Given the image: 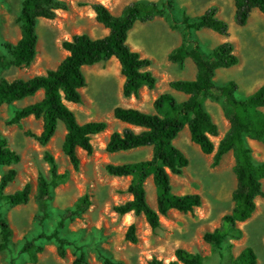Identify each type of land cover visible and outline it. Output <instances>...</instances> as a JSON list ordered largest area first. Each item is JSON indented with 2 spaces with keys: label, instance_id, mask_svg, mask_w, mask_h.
<instances>
[{
  "label": "rangeland",
  "instance_id": "obj_1",
  "mask_svg": "<svg viewBox=\"0 0 264 264\" xmlns=\"http://www.w3.org/2000/svg\"><path fill=\"white\" fill-rule=\"evenodd\" d=\"M24 0H0V52L8 59L9 53L3 49L6 43L16 44L21 38L19 22ZM68 11H59L54 20L41 19L38 22V54L33 64L27 68L11 66L0 68V80H28L45 75L56 69L68 56L63 42L73 36L87 34L93 39H101L109 30L96 20L92 9L95 3L105 5L114 15L120 16L124 8L134 2L163 0H64ZM175 15L178 20L186 14L190 17L203 15L208 9L216 7L218 18L229 24L228 36H222L212 30L203 29L195 33L201 49L208 54L224 42H232L239 64L229 69H219L215 82L224 86L233 81L238 85L236 97L246 98L264 85V13L254 9L246 26L236 22L234 0H174ZM182 28H171L166 18L158 17L152 21L138 22L130 31L128 45L143 58L152 61L150 70L157 77L154 90L147 87L140 91L138 98H125L123 86L125 77L116 58L84 68L87 85L81 90L80 104L67 103L75 113L80 124L88 122L108 123V129L93 137L94 153L88 155L79 150L81 166L75 171L69 158L63 153L62 145L66 128L59 122L55 137L48 146L42 147L27 132L39 134L43 123L33 117L24 119L19 125H10L15 111L43 98V92L25 101L11 106H0V134L6 137L9 148L20 156V162L10 167H0L1 176L9 169H16L15 181L5 190L13 194L30 184L32 193L25 205L10 206L0 200V214L13 230L12 249L0 251V264H74L81 254L90 264H103V254L121 264H150L153 258L169 264L175 260L177 249L200 254L206 264H233L234 260L247 247L257 254L258 264H264V198L256 200L257 208L250 220L239 223L243 231L240 240H230L222 251H214L204 241L207 232H213L221 224L222 218L230 214L234 207L232 194L237 185L234 173L235 160L230 152L218 166H214L215 153L207 155L192 142L188 127L174 140V145L189 160V165L180 176L171 175L172 192L178 196L200 195L202 206L190 213L172 210L167 216H161V226L153 230L145 217L130 214V218L119 216L115 207L132 199L127 193L129 177H114L107 173L108 164H124L146 161L152 158V148L143 147L133 151L111 154L106 150L111 134L122 132L129 127L114 118L116 107L134 108L154 114V102L164 93H171L179 102L188 96L171 89L170 83L176 80H194L197 68L192 59L183 65L169 61V54L182 43ZM206 110L219 128V136L212 137L217 149L220 140L230 128L222 105L219 101L204 100ZM264 111V109H263ZM139 132L141 129L133 127ZM256 162H264V144L248 141ZM49 151L58 163L60 173L69 171V181L54 190L50 202V217L43 225L36 220L39 207L36 202L38 179L41 174L48 175L50 166L45 160ZM147 198L150 206L157 210V194L153 178L146 182ZM264 189V181H263ZM88 195L92 202L82 216L70 221L61 230V236L74 244L67 247L66 257L61 258L57 245L53 241L42 240L38 244L44 252L38 255V261L32 263L26 254H20L23 245L40 233H51L56 228L59 216L73 207L77 200ZM137 228L139 242L132 244L126 240L129 227Z\"/></svg>",
  "mask_w": 264,
  "mask_h": 264
},
{
  "label": "trees",
  "instance_id": "obj_2",
  "mask_svg": "<svg viewBox=\"0 0 264 264\" xmlns=\"http://www.w3.org/2000/svg\"><path fill=\"white\" fill-rule=\"evenodd\" d=\"M234 2L236 22L239 26L247 25L254 9L264 13V0ZM92 9L97 22L109 30L107 36L93 39L87 34L75 35L72 40L63 42V49L68 56L56 69L28 80H0V106H11L43 92L41 100L17 109L9 124L19 125L22 120L30 117L41 120L42 131L39 134L27 132V135L42 147H46L55 137L59 122H62L66 128L62 151L69 158L74 170L78 171L81 166L78 151L92 155L95 150L93 137L108 129V123L105 121L80 124L75 113L67 105L82 102L81 90L87 85L84 68L116 58L125 77V98H138L140 91L145 87L154 90L158 80L150 70L152 61L130 48L128 36L138 22L146 23L158 17L166 18L171 28H182L183 37L181 45L169 54L168 59L179 65H183L188 58L192 59L197 68L196 78L171 82L172 90L185 94L188 98L179 102L171 93L161 94L154 102V114L134 108L114 109V118L129 127L122 132H113L106 150L114 154L143 147L152 148V158L149 160L106 166V171L111 176L131 178L127 193L132 199L116 206L115 212L119 216L131 213L135 216L143 215L149 226L155 230L161 226L160 217L167 216L170 211L186 214L202 206L200 195L178 196L172 192L171 175H182L189 165L188 158L174 145V140L188 127L192 142L197 144L204 154L215 153L214 166H218L230 152L235 160L237 185L232 194V212L222 218L218 228L204 235V241L211 245L214 251H222L230 240L242 238L243 231L238 224L250 220L257 208V198H264V162L254 160L252 148L248 143L252 140L264 144V85L252 95L238 99V85L235 82L231 81L224 86L215 82L219 69H229L239 64L232 42H224L206 54L195 36L196 32L203 29L212 30L222 36L229 35V24L218 18L216 7L196 17L184 14L180 20L175 15L174 0L134 2L126 6L120 16L114 15L101 3L93 4ZM68 10L69 5L64 0H24L19 17L21 38L16 44L6 43L2 46L9 53L10 59L0 52V68L31 66L38 54L39 20H54L59 11ZM207 98L221 103L224 116L230 124L217 149L212 137L219 136V128L205 108L204 100ZM131 127L141 130L136 132ZM45 160L50 166L49 174L39 176L36 196L39 207L36 220L40 225L50 217L49 207L54 190L67 183L71 177L69 171L59 172L58 163L49 151L45 153ZM19 162L20 156L9 148L6 137L0 134V167H10ZM16 176L17 170L9 169L0 179V200L14 207L27 204L32 193L31 185L27 184L13 194H5V190L15 181ZM150 177L156 187L157 210L150 206L147 198L145 186ZM91 205L88 195L80 197L73 207L59 216L54 231L42 232L26 242L20 249V254L28 255L30 261L36 263L38 255L44 252V247L38 242L47 240L55 242L58 255L65 258L67 247L74 243L62 237L61 230L68 222L86 213ZM12 237L10 224L0 214V251L12 249ZM126 240L132 244L139 242L134 224L129 227ZM100 257L103 264H121L103 254ZM74 264L90 263L81 254ZM150 264L164 262L153 258ZM169 264H206V261L200 254L179 248L175 252V260ZM233 264H258L257 254L252 247H247Z\"/></svg>",
  "mask_w": 264,
  "mask_h": 264
},
{
  "label": "bare ground",
  "instance_id": "obj_3",
  "mask_svg": "<svg viewBox=\"0 0 264 264\" xmlns=\"http://www.w3.org/2000/svg\"><path fill=\"white\" fill-rule=\"evenodd\" d=\"M125 217H126L127 219H129V218H130V214L126 215Z\"/></svg>",
  "mask_w": 264,
  "mask_h": 264
},
{
  "label": "crops",
  "instance_id": "obj_4",
  "mask_svg": "<svg viewBox=\"0 0 264 264\" xmlns=\"http://www.w3.org/2000/svg\"><path fill=\"white\" fill-rule=\"evenodd\" d=\"M86 68V67H85ZM69 104V103H68ZM131 128H133V127H131ZM254 142H256V141H254Z\"/></svg>",
  "mask_w": 264,
  "mask_h": 264
}]
</instances>
